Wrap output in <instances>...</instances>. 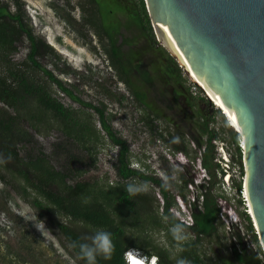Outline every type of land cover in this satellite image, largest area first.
<instances>
[{"label":"trees","instance_id":"obj_1","mask_svg":"<svg viewBox=\"0 0 264 264\" xmlns=\"http://www.w3.org/2000/svg\"><path fill=\"white\" fill-rule=\"evenodd\" d=\"M9 1L15 7L13 11L10 10ZM86 1L89 8L86 7L88 16L84 20L93 27V33L99 39L107 63L117 72L118 80L125 84L136 101L144 107L145 118L150 116L164 117L174 126L176 136L179 138V143L175 144V148L178 151L188 153L189 141L185 140L184 134L181 132L182 127L174 118L163 115L158 108H153L152 102L148 99L144 82L147 79H154L159 84L160 94L168 91L170 99L184 112L187 120L191 121V128L196 131V137H193L191 142H196L197 146L204 147L201 162L209 175L207 185L204 187L209 191V197L202 195L203 209L200 213L192 214L193 223L180 220L187 229L193 231L194 237L179 242L180 250L175 256L162 248H147L152 245L147 235L151 227L165 226L162 223V217L158 216L159 203L154 206L157 199L147 192L129 196L124 189L125 186L134 183L133 179L135 178L141 179L143 182H155L160 191L159 196L161 195L164 200L161 208L165 216L173 215L169 209L176 205V196L170 195L168 190L162 187L160 179L144 175L141 170L130 167L129 147L126 140L113 130L108 118L104 115L103 108L82 101L51 71L41 66L37 60L39 55L44 53L56 55V53L53 52L49 44L33 32V27L28 22L29 17L23 8V2L20 0H0V100L16 111L14 114L0 115V156L2 158L0 169L5 167V171L10 176V179L7 180L0 173V180H4L23 198L30 196V203L37 210L39 216L44 214L45 205L50 204L62 215L73 221H82L93 227L111 232L115 246L112 258L108 261L98 259V264H127L124 251L130 247L141 250L147 256L155 255L157 264H176V259L180 257L186 259L189 264H236V262L238 264H264L263 251L257 243L256 233L253 232L250 218L244 211H241L240 216L246 222V232H251L257 243L256 247L250 250L245 248L243 246L244 237L241 234L237 235L238 244L232 250V258L207 255L201 247V238L208 237V234L212 232L214 221L221 212L219 207L221 202L210 193L212 185L216 183V172L221 175L225 172L224 168L220 167L216 143L221 142L225 146L231 161L238 167L239 176H242L244 166L243 152L239 146V133L228 124L227 119L218 108H215L213 114L210 115L209 110L201 106V101L206 100L208 102L207 98L202 97L199 102L186 101L188 110H185L184 106L181 107L182 105L176 100L178 97L177 84L184 86L181 72L183 70L176 59L158 41L151 25L145 0ZM118 13L124 14V21L117 18ZM121 27L126 29L133 27L136 29V33L131 37H125L121 43H118ZM22 36L26 37L28 41L25 59L20 63H11L7 55L16 49L14 43L20 41ZM142 38L144 41L140 46L134 44ZM124 44L128 46L127 50L122 49ZM145 54L150 56L151 60L148 61L150 67L140 71L141 57ZM24 65L28 69H42L47 79L57 84L69 97L96 111L101 129L105 132L110 143L117 148L115 173L118 179L114 183L99 179L93 181L74 180L78 166L87 163L83 161L86 157L83 155L84 153L79 156L70 154L67 152L68 149L65 146L62 147L61 144L55 145V151L59 149L57 152L65 154L66 164L61 170L56 169L51 164L48 156L40 148L32 147L24 155H19L15 145L21 140L27 141L28 135L24 130L18 128V125L20 126L24 117L22 116L23 110L27 111L26 114L29 113V103H35L49 112L58 122L60 130L66 138L72 139L76 146H79V149L86 152L87 155L93 152L97 144L102 142L100 139L103 138L93 122L91 123L90 114L85 113V111L83 114L82 110L65 106L52 96L50 88L45 83L34 78L30 71H25ZM3 70H6L4 71L6 72L5 75ZM137 75L139 79L135 83L133 77ZM214 115L220 117L223 126L216 127L212 123ZM34 126L37 127V124L35 123ZM168 134L170 139L173 138L171 131ZM226 137H228V144L224 145ZM228 146L233 149L230 150ZM57 152L55 153L57 154ZM87 164L94 166V161L90 160ZM230 178L238 195L241 188L240 179L237 181L233 174L230 175ZM178 180L180 185L174 184L177 189L176 195L179 197L178 201L182 200L187 203L184 190L187 189L188 185L193 184V178L188 180L184 176H180ZM236 201L238 204H242L240 197ZM182 203L180 204L183 205ZM228 207L230 208V206ZM175 219L179 221L176 217ZM58 227L70 244L75 257L79 259L81 264H85V261L79 258L78 247H73L74 243L83 242L84 237L64 222H59ZM133 231L142 235L143 243H133L127 239V234ZM169 240L174 242L173 238H169Z\"/></svg>","mask_w":264,"mask_h":264},{"label":"rangeland","instance_id":"obj_2","mask_svg":"<svg viewBox=\"0 0 264 264\" xmlns=\"http://www.w3.org/2000/svg\"><path fill=\"white\" fill-rule=\"evenodd\" d=\"M20 1L23 2V8L29 17L28 22L32 25L33 32L47 44L50 41L52 45L49 44V46L56 53V55H52V53L39 55L37 60L41 66L51 71L82 101L104 109V115L108 118L113 130L126 140L129 147L130 167L141 170L144 175L152 176L161 181L165 175H175L177 177V180L172 182L173 186L167 189L170 195L176 196V205H173L169 212L179 221L186 220L193 223L192 214L200 213L203 209L201 204L202 195L209 197V191L204 189L209 175L201 162L204 147L197 146L196 142H191V139L196 137V131L191 128L192 123L184 116V112L170 99L168 91L162 92L163 94L161 95L159 84L154 79H147L144 82L148 99L152 102L153 108H158L163 115L174 118L182 127L183 131L181 130V132H183L185 140L189 141L188 153L178 151L175 148V144L179 142H173L177 138L174 126L164 117L149 115V118H145L144 107L136 101V98L125 84L118 80L117 72L107 63L99 39L93 33V27L84 20L88 16L86 7L89 8L86 0ZM9 3L10 10L13 11L15 7L11 1ZM117 18L120 21L125 20L123 13H118ZM135 33L136 29L133 27L132 29L121 27L117 42L121 43L125 37H131ZM143 41L144 38L137 40L134 44L140 46ZM14 45L16 49L7 55V58L10 59L9 62H23L28 51L26 37L22 36L21 40L14 43ZM122 49L127 50L128 46L124 44ZM64 53L74 54L75 61H70ZM142 57L139 66L140 71L148 69V61L151 60L150 56L146 54ZM88 60H92L94 63L89 65ZM23 68H25V71H30L34 78L45 83L50 88L52 96L65 106L82 110L83 114L84 111L90 114L91 123L93 122L103 138L100 139L102 142L97 144L93 152L87 155L86 152L79 149V146H76L72 139L66 138L60 130L58 122L49 112L35 103H29L28 110L30 111L26 114L25 112L27 111L23 110L22 116L24 117L20 126L18 125V128L24 130L28 135L27 141L21 140L15 145L19 155H24L32 147H35V149L40 148L48 156L51 164L56 169L61 170L66 164L65 154L57 152L59 149L55 151V145L61 144L62 147L65 146L68 149L67 152L70 154L79 156L84 153L83 155L86 158L83 161L87 163L90 160L94 161V166L87 163L79 165L78 172L74 175L76 176L73 178L74 180L93 181L99 179L114 183L118 179L115 173L117 148L110 143L105 132L101 129L96 111L69 97L57 84L47 79L42 69H28L26 65ZM1 69L4 68L1 67ZM4 71L6 70H3L5 75L6 72ZM181 72L182 81L188 94L194 96L195 98H193L197 102L202 97L206 98L205 91L194 83L184 71ZM138 77V75L133 77L135 83L138 82ZM193 86H195V89L192 88ZM207 99L208 102L206 100L201 101V106L209 110L210 115L213 114L215 108L221 109L217 105L216 107L208 96ZM183 108L188 110L187 106ZM15 112L13 107L5 105L0 100V115H5V113L14 114ZM32 116L34 118H31ZM35 123L37 127L34 126ZM212 123L216 127L223 126V122L218 115H214ZM169 131L173 134L171 139L168 134ZM29 138L30 141H28ZM221 144V142L216 143L217 152H219ZM227 144L228 137H226L224 142V145ZM228 148L230 150L233 149L229 146ZM224 150L229 160V176L233 174V177L238 181L240 179L238 167L231 161L225 146ZM217 157L220 159L219 154H217ZM1 159L0 156V161ZM223 166L220 164V167ZM0 173L7 180L10 179L5 167L0 169ZM226 174V172L224 175L216 172V183L212 185L210 193L221 202V206H219L221 212L214 221L212 232L208 234V237L201 238V247L207 255L232 258V250L238 244L237 235L241 234L244 237L243 246L245 248L250 250L256 247L258 243L263 250L258 235L256 234V243L251 232H246V222L240 216L243 205L238 204L236 201L239 196L232 186L231 178H229V185L224 183ZM180 176H184L188 180L193 178V184L188 185L187 189L184 190L187 203L182 200L183 203L178 201L179 197L176 195L177 189L174 184L180 183L178 180ZM133 181L135 183L143 182L138 178L133 179ZM148 182L149 190L146 192L154 195L157 199L154 206L159 203L157 208L158 216L162 217V223L165 226L151 227L147 235L152 245L147 248H162L175 256L179 252L180 247L179 242L169 240V238L172 239V236L169 233L168 221L164 219L166 216L161 208L164 200L161 195L159 196L160 191L155 182ZM30 199V196L23 198L4 180H0V264H81L79 259L75 257L70 244L61 233L58 223L64 222L68 224L83 237L90 235L99 228L82 221H73L62 215L50 204L45 205L44 214L39 216L37 210L31 205ZM35 216H37L38 220L45 223L47 230L43 233L36 229L33 221H30ZM187 231L189 237H194L193 231L189 229ZM253 232L255 233L254 228ZM127 237L133 243H143L142 235L138 232L133 231L127 234ZM236 264L238 263L236 262Z\"/></svg>","mask_w":264,"mask_h":264},{"label":"water","instance_id":"obj_3","mask_svg":"<svg viewBox=\"0 0 264 264\" xmlns=\"http://www.w3.org/2000/svg\"><path fill=\"white\" fill-rule=\"evenodd\" d=\"M145 3L160 44L239 129L246 196L264 250V0Z\"/></svg>","mask_w":264,"mask_h":264},{"label":"clouds","instance_id":"obj_4","mask_svg":"<svg viewBox=\"0 0 264 264\" xmlns=\"http://www.w3.org/2000/svg\"><path fill=\"white\" fill-rule=\"evenodd\" d=\"M48 43L52 45L50 41H48ZM64 55H66V57H68L70 61L72 60L75 61L74 54L64 53ZM87 62L89 65L94 63L92 60H88ZM223 115L226 116L225 114ZM226 119L227 121H230L227 118V116H226ZM232 127L235 131L239 133V130L236 127L234 126ZM173 142H179V138L178 137L175 138ZM176 180H177V177L175 175L173 176L165 175L162 180V187L165 190H167L173 186L172 182ZM124 189L129 196H136L140 193H143L149 190V182L144 181L140 183H135V182L129 183L125 186ZM164 219L169 222V233L176 242H183L189 239L188 231L184 223L177 221L175 217L171 214L164 217ZM30 221L34 222V226L41 233L47 230L45 228V223L41 220H38L37 216H35L33 219H30ZM73 247H78L79 258L84 260L85 264H98V259H103L105 261H108L112 258V255L115 250L112 233L107 230H102V229H97L94 232H92L90 235H87L86 237H84L83 242H79L78 244L74 243ZM130 248L132 250L137 249L133 247H130ZM136 256L139 257L143 261L144 264H157V259L155 255L147 256L143 253V255L138 254ZM176 264H189V262L186 259L180 257L176 259Z\"/></svg>","mask_w":264,"mask_h":264},{"label":"built area","instance_id":"obj_5","mask_svg":"<svg viewBox=\"0 0 264 264\" xmlns=\"http://www.w3.org/2000/svg\"><path fill=\"white\" fill-rule=\"evenodd\" d=\"M195 85V84H194ZM193 89H195V86H193L192 87ZM194 94H195V92H193ZM205 94L207 95V93L205 92ZM208 96V95H207ZM207 96H206V98H207ZM209 98V97H208ZM213 102V101H212ZM214 104V103H213ZM215 105V104H214ZM216 106V105H215ZM217 107V106H216ZM218 108V107H217ZM229 122V124L231 125V122L230 121H228ZM239 146H240V148L242 149V152H243V141H242V138L240 137L239 138ZM219 157H220V159H219V162H220V164L223 166V168H224V170H225V172L227 173L225 176H224V183L225 184H227V185H229V178H230V176H229V172H228V168H229V165H228V163H229V160H228V158H227V154H226V152H225V150H224V146L221 144L220 145V148H219ZM244 166V165H243ZM224 172V173H225ZM239 173V172H238ZM224 175V174H223ZM245 178H246V173H245V169H244V175H242V176H240V182H241V188H240V190H239V194H238V196L241 198V200H242V204L241 205H243V210L242 211H244L248 216H249V218H250V221H251V224H252V226H253V228L255 229V233L258 235V232H257V229H256V227H255V225H254V221H253V219H252V217H251V214H250V212H249V201H248V199H247V196H246V189H245ZM223 183V184H224ZM259 238V237H258ZM263 251V255H264V250H262ZM138 254H142L143 255V253H142V251L141 250H139V249H134V250H132L131 248H127L125 251H124V256H125V260H126V262H127V264H131V257L134 255V256H136V255H138Z\"/></svg>","mask_w":264,"mask_h":264},{"label":"flooded vegetation","instance_id":"obj_6","mask_svg":"<svg viewBox=\"0 0 264 264\" xmlns=\"http://www.w3.org/2000/svg\"><path fill=\"white\" fill-rule=\"evenodd\" d=\"M177 93H178L177 94L178 97L176 98V100L179 103H182L183 106L187 105L186 101H189V102H193V101L195 102L196 101L197 102V100H195L192 95L188 94L186 87L182 86L181 84H177ZM174 96H173V98H174Z\"/></svg>","mask_w":264,"mask_h":264},{"label":"bare ground","instance_id":"obj_7","mask_svg":"<svg viewBox=\"0 0 264 264\" xmlns=\"http://www.w3.org/2000/svg\"><path fill=\"white\" fill-rule=\"evenodd\" d=\"M196 82V81H195ZM196 84H197V82H196ZM204 91H205V89H204ZM206 92V91H205ZM214 102V101H213ZM214 104L215 105H217V106H219L217 103H215L214 102ZM220 107V106H219ZM221 110L223 111V113L227 116V118L230 120V122H231V125L232 126H234V127H236L235 126V124L232 122V120L229 118V116L225 113V111L221 108ZM237 128V127H236ZM238 129V128H237ZM239 130V129H238ZM244 149H245V145H244ZM245 165H246V163H245ZM246 172H247V169H246ZM246 175H247V173H246ZM245 180H246V178H245ZM246 191V190H245ZM249 212H250V214H251V217H252V219H253V221H254V225H255V227H256V229H257V231H258V228H257V225H256V222H255V219H254V216H253V212H252V207H251V203L249 202ZM258 234H259V231H258ZM131 264H144L143 263V261L139 258V257H137V256H132L131 258Z\"/></svg>","mask_w":264,"mask_h":264}]
</instances>
